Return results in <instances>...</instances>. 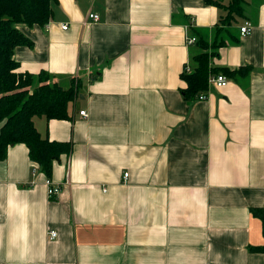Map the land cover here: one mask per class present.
Returning a JSON list of instances; mask_svg holds the SVG:
<instances>
[{"label":"crops","instance_id":"0c3cea01","mask_svg":"<svg viewBox=\"0 0 264 264\" xmlns=\"http://www.w3.org/2000/svg\"><path fill=\"white\" fill-rule=\"evenodd\" d=\"M52 11L45 28L18 26L32 45L13 58L20 72L44 71L64 88L80 82L68 119H33L70 152L53 163L48 179L60 191L49 198L27 147H8L0 264H264L249 250L264 244L251 213L264 209V0H244L238 43L210 60L220 71L249 72L225 76L227 85L202 101L182 94L184 67L198 53L187 37L196 31L211 43L219 7L57 0Z\"/></svg>","mask_w":264,"mask_h":264},{"label":"trees","instance_id":"16d2710c","mask_svg":"<svg viewBox=\"0 0 264 264\" xmlns=\"http://www.w3.org/2000/svg\"><path fill=\"white\" fill-rule=\"evenodd\" d=\"M57 0H0V161L7 149L16 144H24L29 159L38 165L39 172L50 178L53 163L64 154H69L70 144L50 141L42 137L34 126L33 119L42 117L49 120L69 118L68 107L78 96L80 82L72 81L67 88L52 83L48 73L42 71L37 76L19 71V63L13 58L15 48L31 47L29 39L18 29L19 25L45 28L53 15V5ZM224 11L214 29L211 43L196 31L190 36L196 38L198 53L190 58L189 71L186 66L181 79L186 101L196 100L198 95L208 91L211 75L223 74L235 78L247 74L249 69L241 67L237 71L217 70L210 66L217 49L238 43L233 25L244 15V0H228L222 6L215 0H204ZM223 7V8H221ZM253 216L261 221L264 239V209H251ZM253 253L264 255V244L250 247Z\"/></svg>","mask_w":264,"mask_h":264},{"label":"built area","instance_id":"2783aa9c","mask_svg":"<svg viewBox=\"0 0 264 264\" xmlns=\"http://www.w3.org/2000/svg\"><path fill=\"white\" fill-rule=\"evenodd\" d=\"M89 18L93 21L96 22L98 21L99 17L95 14H90ZM63 30L67 29V26L64 25L62 26ZM251 29V24L246 22L244 25L240 27V34L247 35ZM196 42V38L193 36H188L187 37V45H193ZM186 71H189V67L186 66ZM228 83L227 78L224 75L218 74V75H211L208 79V89L212 86L217 87V88H222L225 87ZM207 94L208 92H204L200 95H198L197 99L198 100H206L207 99ZM80 116L86 117V113L84 111L79 112ZM38 171V166L32 169V175L34 176ZM124 177H127V173L124 174ZM45 185H46V190H47V196L49 198H54L57 197L59 194V187L54 185L52 181L48 178L45 180ZM57 234L54 231H51L48 233V238L49 240H54L56 238Z\"/></svg>","mask_w":264,"mask_h":264},{"label":"rangeland","instance_id":"374dc122","mask_svg":"<svg viewBox=\"0 0 264 264\" xmlns=\"http://www.w3.org/2000/svg\"><path fill=\"white\" fill-rule=\"evenodd\" d=\"M225 14V13H224Z\"/></svg>","mask_w":264,"mask_h":264}]
</instances>
